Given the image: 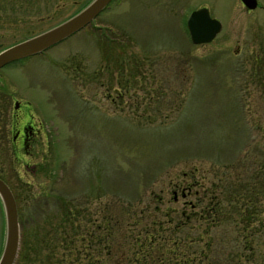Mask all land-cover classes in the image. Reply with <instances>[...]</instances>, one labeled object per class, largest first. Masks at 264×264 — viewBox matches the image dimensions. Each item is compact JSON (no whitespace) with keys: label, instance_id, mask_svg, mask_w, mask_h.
Returning <instances> with one entry per match:
<instances>
[{"label":"rangeland","instance_id":"rangeland-1","mask_svg":"<svg viewBox=\"0 0 264 264\" xmlns=\"http://www.w3.org/2000/svg\"><path fill=\"white\" fill-rule=\"evenodd\" d=\"M19 1L0 12V52L93 0ZM200 8L222 30L193 45L185 20ZM7 68L6 91L42 124L51 160L36 176L0 162L16 189L22 239L56 230L59 198L89 213L107 200L168 213L219 193L223 167L240 166L246 178L264 166V0L252 11L239 0H112L77 34ZM170 112L169 122L146 123ZM5 237L0 198V256Z\"/></svg>","mask_w":264,"mask_h":264},{"label":"trees","instance_id":"trees-1","mask_svg":"<svg viewBox=\"0 0 264 264\" xmlns=\"http://www.w3.org/2000/svg\"><path fill=\"white\" fill-rule=\"evenodd\" d=\"M23 3L0 0V12H15ZM162 91L154 92L157 110L165 97ZM157 115L161 120L150 117L146 123L163 124L175 117L174 112ZM239 168L221 169L222 189L216 195L204 192L201 198L195 193L194 206L168 213L158 205L151 209L117 200L89 213L75 202L74 219L68 207L56 230L43 237L34 230L32 239H21L15 264H264V166L246 178ZM224 227L232 228L223 233ZM214 230H220L217 238Z\"/></svg>","mask_w":264,"mask_h":264},{"label":"water","instance_id":"water-1","mask_svg":"<svg viewBox=\"0 0 264 264\" xmlns=\"http://www.w3.org/2000/svg\"><path fill=\"white\" fill-rule=\"evenodd\" d=\"M247 11L257 8V0H240ZM111 2V0H93L78 14L43 33L30 37L0 52V68L33 55L74 35L91 23ZM186 28L193 45L212 42L221 32L222 24L210 17L206 8L192 11L186 19ZM0 198L6 219V237L0 256V264H14L20 244L18 214L14 197L8 186L0 179Z\"/></svg>","mask_w":264,"mask_h":264},{"label":"flooded vegetation","instance_id":"flooded-vegetation-1","mask_svg":"<svg viewBox=\"0 0 264 264\" xmlns=\"http://www.w3.org/2000/svg\"><path fill=\"white\" fill-rule=\"evenodd\" d=\"M11 64L0 68V162L4 163L8 158L12 164L15 162L22 164V168L24 169L25 173L30 172L32 176H36L38 171H47V169L50 167L48 163L50 164L51 160L48 161L45 156L48 148L45 147L43 141L42 124L34 115L29 114L27 111V103L22 105L20 98H15L6 91L7 81L4 73L10 70L7 67ZM11 104L12 110L10 109ZM0 179L3 180V182L10 188L17 206V199L15 196L16 189L11 187L12 184H10L9 178L1 166ZM59 199H61L63 202V206L60 205L59 208L57 207L59 220L61 215L62 217L64 216L65 209L68 207V215L70 218L74 219V200L70 198ZM66 201H68V204H66ZM71 201L73 202L72 204H70ZM17 211L18 219L20 221L22 216L20 217L19 215L18 206ZM50 230L51 229H49L48 233ZM38 234L43 237V235L47 233H45L44 229L42 232L39 231ZM31 238L32 237H30V239Z\"/></svg>","mask_w":264,"mask_h":264}]
</instances>
